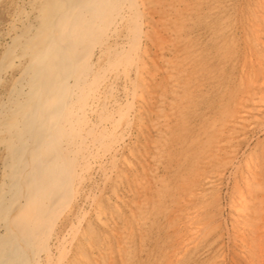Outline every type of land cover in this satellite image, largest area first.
<instances>
[{"label": "bare ground", "instance_id": "6f19581e", "mask_svg": "<svg viewBox=\"0 0 264 264\" xmlns=\"http://www.w3.org/2000/svg\"><path fill=\"white\" fill-rule=\"evenodd\" d=\"M237 2L0 0V264H221L223 181L264 264V0Z\"/></svg>", "mask_w": 264, "mask_h": 264}, {"label": "rangeland", "instance_id": "374dc122", "mask_svg": "<svg viewBox=\"0 0 264 264\" xmlns=\"http://www.w3.org/2000/svg\"><path fill=\"white\" fill-rule=\"evenodd\" d=\"M242 1L240 0V2H237V5L238 6H236L237 11L239 10L240 13H241L242 9L244 11V8H245L244 7V2H242ZM241 5H242V8L240 7ZM230 10H229V12L231 13V15H234V13L236 11H233V10H235V9L231 8ZM243 11H242V13H243ZM237 18L240 20V22H242V16H238ZM213 20L214 21H212V19H209V20L206 21L207 23L206 22H203L202 24L198 23L196 25L197 26L196 28L198 29V31H206V30L212 28L213 26H215V25L217 26V25L220 24V21L218 19L217 20L216 19H213ZM240 22H238L237 25H239ZM238 42L239 41L236 42V45H238ZM208 45H210V44H208ZM210 47H212V45H210ZM238 47H239V45H238ZM238 47H237V49H238ZM207 98H208V100L210 102L213 103L214 98H213V96H211V94L209 95V97L207 96ZM208 106H209V104H208ZM207 108H209V107H207ZM263 128H264V126H263ZM255 136H257V137H255L252 141H250V148L252 146L254 147L255 144H257L258 146H260L264 142V129L262 130V132H259ZM240 163H242V162H240ZM219 192L221 193L220 194L221 201L224 204V207H223L224 210L222 209V211H221L222 214L220 213L221 214L220 215L221 217H220V222H219L220 223V226L222 227L221 229H222V232H223V236L218 237V240L216 239L214 241L213 246L219 247V248H217L218 249V252L221 249V251H220V254L222 253V255H221V257H222L221 258V262L223 261L221 264H234V263H237L239 261V258L235 254L236 253L234 251L235 250V247H234V244H233V242H232V240L230 238V234H231V216H230V211H229L228 206H225V203L228 201L229 196H230V192H231L230 182L226 183L225 181H223V183H222V185L220 187ZM154 234L152 233L151 235H149L148 240H147V248L149 247V249L153 250L152 253H157V250L159 249V245L161 244L160 243L161 242L160 240H162V231L159 232V233H156V235H154ZM155 244H157V245H155ZM143 257H144V259H143ZM145 259L146 258H145L144 255L143 256H140L139 258H137L138 264H140L141 261L143 262V264H148L147 263V259H146V262H145ZM139 260H141V261L139 262ZM151 260H152L151 263L152 264H155L154 258H152ZM191 260L192 259L188 260L189 262H187V260H186L185 262H187V263H185V264H192L193 262H194L193 264H198L197 261H195V260H192L191 261ZM151 263H149V264H151Z\"/></svg>", "mask_w": 264, "mask_h": 264}]
</instances>
